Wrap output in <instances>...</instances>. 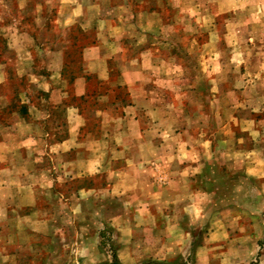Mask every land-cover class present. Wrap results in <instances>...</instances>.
Masks as SVG:
<instances>
[{"label":"clouds","instance_id":"clouds-1","mask_svg":"<svg viewBox=\"0 0 264 264\" xmlns=\"http://www.w3.org/2000/svg\"><path fill=\"white\" fill-rule=\"evenodd\" d=\"M0 264H264V0H0Z\"/></svg>","mask_w":264,"mask_h":264}]
</instances>
